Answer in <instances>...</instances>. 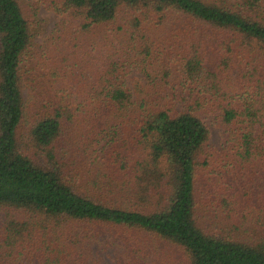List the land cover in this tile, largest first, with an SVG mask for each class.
Listing matches in <instances>:
<instances>
[{
  "label": "trees",
  "instance_id": "16d2710c",
  "mask_svg": "<svg viewBox=\"0 0 264 264\" xmlns=\"http://www.w3.org/2000/svg\"><path fill=\"white\" fill-rule=\"evenodd\" d=\"M62 7L86 32L122 10L150 21L127 19L131 44L103 66L65 59L29 79L27 106L34 31L0 0V264H264V0ZM211 116L227 136L208 153Z\"/></svg>",
  "mask_w": 264,
  "mask_h": 264
},
{
  "label": "rangeland",
  "instance_id": "374dc122",
  "mask_svg": "<svg viewBox=\"0 0 264 264\" xmlns=\"http://www.w3.org/2000/svg\"><path fill=\"white\" fill-rule=\"evenodd\" d=\"M18 1L34 31L29 53L23 63L25 67L22 73V91L27 106L30 96L33 94V84L30 82V87L29 79L39 78L40 75L44 77L45 72L52 68L49 66L65 59H67L68 64H75L78 72H80V67L82 69V62L88 63L90 66L94 65V67L103 66L107 62L106 59L104 60L107 53H116L114 57L116 58L120 54L126 53L121 50L122 46L131 44V35L124 33L125 29L129 27V24L126 23L127 19L138 15L143 21H150V17L145 16V13H147L145 9L138 11L122 10L114 23L86 32L81 28L83 23L81 14L66 11L62 7V0ZM122 26L124 27L122 28ZM111 32H113V35H111ZM122 34H124V37ZM141 76L142 72L134 68L129 73L128 78H140ZM72 79L70 82L72 86L77 85V82ZM29 124L30 118L27 117L23 124V130H27ZM207 124L210 128V136L206 150L209 153V146L213 151L222 148L225 143V136H227V126L218 116L208 118ZM24 141L26 143L25 137ZM208 176L209 174L206 172V175L199 181V184H202L199 187V195L204 197V200L209 201L207 203L212 204L214 202L212 200L217 196L215 192L217 193L218 186L212 185L210 180L207 181ZM3 220L4 213L0 212V225ZM94 248L98 249L99 244H96ZM100 259L102 264H116V261L112 259H104L101 256ZM155 264L173 263L167 257L161 260L157 259Z\"/></svg>",
  "mask_w": 264,
  "mask_h": 264
}]
</instances>
